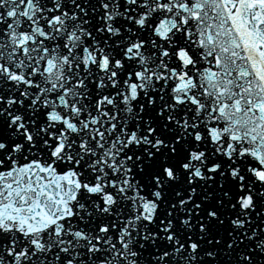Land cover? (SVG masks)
Masks as SVG:
<instances>
[{"label": "snow or ice", "instance_id": "6c2138e0", "mask_svg": "<svg viewBox=\"0 0 264 264\" xmlns=\"http://www.w3.org/2000/svg\"><path fill=\"white\" fill-rule=\"evenodd\" d=\"M0 264H264V0H0Z\"/></svg>", "mask_w": 264, "mask_h": 264}]
</instances>
